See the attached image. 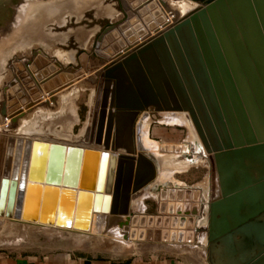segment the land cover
I'll return each instance as SVG.
<instances>
[{
    "label": "water",
    "instance_id": "obj_1",
    "mask_svg": "<svg viewBox=\"0 0 264 264\" xmlns=\"http://www.w3.org/2000/svg\"><path fill=\"white\" fill-rule=\"evenodd\" d=\"M121 1L124 16L106 31L118 24L123 27L143 13L140 11L145 6L136 10L126 0ZM148 4L156 8L160 22L165 20L155 0ZM163 4L173 23L149 32L137 44H130L126 53L111 58L89 79L92 88L100 82L102 91L92 143L104 144L109 149V136L115 126L116 141L111 148L123 147L118 137L127 133L132 142L130 147L126 146V152L134 153V123L144 109L154 106L156 111L188 112L213 157L219 185L218 195L207 205L209 260L211 264H264V0H211L184 18L180 9L171 7L172 3L169 7ZM103 34L94 43V49L100 48ZM134 39L129 37L130 42ZM15 59L9 63V71ZM2 108L0 117L5 121L6 111ZM35 146L36 142L28 178L43 182L44 160L39 174L33 173ZM51 147L41 217L52 215L58 201L59 210L68 203L71 194L60 190V184L67 181L74 152L78 153L76 165H82L80 183L74 185L80 188L75 226L87 227L78 221L82 215L88 220L92 212L101 210L127 215L132 194L156 180L152 157L139 151L137 159L125 155L118 159L111 153L107 166L108 151H104L100 174L106 168L107 177L106 187L101 189L100 182L96 186L90 181V175L96 173L91 155L94 159L99 151L69 146L62 158V175L54 183V179H49L53 149H63L65 145L53 143ZM33 185L38 187L36 195L40 196L42 184ZM46 191H52L53 197L47 198ZM83 193L88 196L81 198Z\"/></svg>",
    "mask_w": 264,
    "mask_h": 264
},
{
    "label": "crops",
    "instance_id": "obj_2",
    "mask_svg": "<svg viewBox=\"0 0 264 264\" xmlns=\"http://www.w3.org/2000/svg\"><path fill=\"white\" fill-rule=\"evenodd\" d=\"M149 1L126 0L132 9L138 10L145 6L140 11H144V14H141L139 18L136 16L130 21L128 20L129 28L118 24L106 31V28L124 16V6L121 0H0V86L3 93L1 105L6 94L2 88L3 83L10 72L8 63L16 56L22 59L20 67L23 69V72L21 70L19 72L21 81L16 85L19 96L21 99L22 97L38 99L32 100L27 108L36 103L46 104L51 94L54 95L65 85L80 82L84 89L90 91L92 83L89 79L95 76L96 71L101 67L100 61H109L113 57L107 55V52L103 50V44L118 42L116 50L110 51L115 53L125 45L123 39L135 38V42H126V47L137 44L149 32L154 33L171 21L169 19L172 15H166L167 8L163 4L164 2L169 7L171 0H155L157 7L165 16V20L162 19V22L159 21V14L154 16L156 8L149 6ZM197 3L202 5L207 2ZM176 6L180 10L182 9L184 14V11L189 9V5L183 0L177 2ZM91 13H93L94 20L99 21V26L87 24L89 20L86 17L91 16ZM135 25L136 27H132ZM62 28L66 31L63 34L57 31ZM55 30L57 32H54ZM140 31H143L144 34H141ZM113 33L116 34L117 40L112 43L109 41L108 35ZM68 34L69 36H67ZM102 34V47L94 49V43ZM70 37L78 44V49L74 50L75 52L68 50L64 54H58L47 50L48 47L66 43ZM80 46L82 49L79 48ZM25 61H28L29 68L23 64ZM92 63L95 64L94 68H92ZM33 73L36 77L32 76ZM43 78H45L43 84L39 85L38 79ZM50 90L53 91L39 99ZM67 98L70 99L64 106L61 116L62 121L71 125L75 121H80L81 117L76 112L74 92ZM58 101L57 98L56 103ZM148 136L150 139L152 136L155 140L163 139V141L169 142L173 141V137H175L169 128L156 125L149 126ZM50 148V146L47 148L43 146L42 151ZM42 178L45 179L46 176ZM58 179L59 176L54 181H58ZM178 181L184 182L185 180L178 179ZM154 183L147 186L134 198L128 216L111 219L114 222L120 219L128 220L125 224H120L127 227L125 229H130L128 242L131 245H127L126 249L128 250L124 253L79 255L70 248L58 247L38 252H11L3 246L0 247V264H211L207 227L202 228L201 236H195V231L198 232L200 229L193 225L199 212H204L205 190L200 186L197 187L202 189L198 196L201 199V210L195 212L192 204L188 206L187 189L185 191L184 189L169 188L168 193L165 190L163 194H160V197H157L160 188L155 190ZM172 184L173 186L178 185V183ZM155 202L157 203L156 209L154 208ZM104 223L107 226V222ZM193 238L194 242H192ZM172 239L176 242L171 243Z\"/></svg>",
    "mask_w": 264,
    "mask_h": 264
},
{
    "label": "rangeland",
    "instance_id": "obj_3",
    "mask_svg": "<svg viewBox=\"0 0 264 264\" xmlns=\"http://www.w3.org/2000/svg\"><path fill=\"white\" fill-rule=\"evenodd\" d=\"M180 1L182 0H171V7L179 9L176 5L177 2ZM183 1L189 5V9L184 11L185 14H183V18L202 6L191 4L187 2V0ZM142 12V14H144V11ZM157 15L158 13L156 12V9H154V16ZM86 18L89 20V23H87L89 26L95 24L99 26V21L94 20L95 18H93V13H91V16L89 15ZM171 18L169 20H172ZM172 23L173 22H169V24ZM129 26L130 24L126 23V25L123 27L129 28ZM132 27H136V25ZM57 31L62 34L66 32L64 28ZM57 31L55 30L54 32ZM67 36H69V34ZM108 37L110 38V42L117 40L116 34L114 33L109 34ZM123 40L125 45L115 53H111L110 51L116 50L117 44H119L118 42L115 44H103V50L107 52V55L114 56L118 52L123 51L124 47L127 46L126 42H129V39ZM100 46L102 47L101 43ZM79 48L82 49L81 46ZM77 49L78 44L75 43L71 37L70 39L66 40V43L62 45H55L47 48L49 52H55L58 54H64L68 52V50H70L69 52H75L74 50ZM15 60L16 62L13 63L14 67L10 69L11 71L5 79V83H3L2 87L4 89L3 91L6 93L3 98L6 102V120L1 121L0 117V178L6 179L8 181V185H5L7 190H9V186L13 187L12 181L14 180V176L19 175V172L22 169L21 167H24V164L27 160V153L31 139H36V141L39 142L41 139V142L45 141L49 143L48 146L40 143H37L35 146L36 163L33 165V173L35 174L37 173L36 165H40V162L36 157L39 155V153H41L43 146H46V148L49 146L51 147L52 142H55V144L62 143L65 145L66 149L67 146L82 147L84 150L85 148L94 149L92 139L95 131L96 119L98 117L102 92L101 86H99L101 85L100 82H97L96 87L91 88L90 91H87L86 88L84 89L81 83L78 82L74 83L73 85H65L62 87V89L57 90L52 97H49V99L47 97L48 101H46V103L48 104L42 105V103H36L27 108L26 106L32 100L38 99H31L27 97H22L21 99L19 96L16 85H18V82L21 81L19 72L20 70L23 72V69L20 67V62L22 59L19 56H16ZM10 62L11 61H9V63ZM109 62L110 61H105V65L99 64L101 66L100 68L105 67L109 64ZM23 64H25V62H23ZM94 66L95 64L92 63V68H94ZM26 67H30L29 63H26ZM32 76L36 77L35 73H33ZM43 80H45V78L40 80L38 79L39 85L43 84ZM52 91L53 90L48 91L47 94L45 93L39 99L44 98ZM72 92H74V96H76V112L80 115L81 120L75 121L70 125L67 124L66 121H62L61 114L64 112V106L70 99L67 97H70ZM2 96L3 93L0 86V107ZM57 98L59 101L56 103V101L54 102V99ZM154 108V106H151L141 112L142 114L138 119V129H136V132L138 131V133L137 135L135 133V138L137 137L136 143H140L142 147L144 146L147 152L154 154V158L160 167L158 171V179L154 183L155 190L160 188L158 190L159 195L157 197H160V194H163L165 190L168 193L169 188H173V190L184 189L185 191L187 189L188 206L192 204V207L196 212L201 210V199L198 197L200 195L199 192L200 190L202 191V189L205 190L204 195L206 197L204 212L200 211L199 214L197 213L198 217L193 221V225L200 229L198 232L195 231V236H201L203 232L202 228L207 227L208 229V202L215 198L219 191L217 172L213 157L207 152L187 112L156 111ZM150 125L169 128L175 135V137H173V141H163V139L155 140L152 136L150 139L148 136V129ZM67 143L78 144L72 145ZM56 150L58 151V148H56ZM92 155L91 157L94 162H97L98 157L99 164V167L97 168V176L95 177V171L94 174H92L93 176L90 175V177L94 179V184L96 185L98 184L100 162L103 152L99 151L94 159ZM109 158V155H107L105 158L107 160V166ZM78 166L79 165L75 167V175L71 176V179L75 180L76 184L77 182L78 184L80 183L82 177L81 170ZM46 172L47 171H44V176L47 177ZM57 172L58 170L55 171V173ZM11 176L13 179H11ZM178 179L183 181L185 180V183L178 181ZM105 180L103 177L102 184L103 181L105 183ZM172 183H178V185L173 186ZM198 186H200L202 189L197 188ZM10 191L12 192L11 189ZM154 204V208L156 209L157 203L155 202ZM2 207L3 209L1 208L0 210V247L4 246L11 252H38L42 251L43 249H54L58 247L65 249L70 248L79 255H88V253L91 255H100L104 253L107 255H116L118 253H124V251L128 250L126 249L128 247L127 245H131V243L128 242L130 229H125L126 227L124 225H120L121 223L125 224L127 219H120L118 222H114V225L112 223L109 225L108 223L111 221L108 222L102 216H98L95 221L96 223L94 229L90 232L81 233L74 230H63L54 227L48 228L35 223L27 224L15 221V219H12V216L9 218L8 214L5 212V203L2 204ZM104 222H108L107 226H105L106 223ZM20 228L22 229L20 230ZM174 242L176 241H173L172 239L171 243ZM192 242H194V238L192 239Z\"/></svg>",
    "mask_w": 264,
    "mask_h": 264
},
{
    "label": "bare ground",
    "instance_id": "obj_4",
    "mask_svg": "<svg viewBox=\"0 0 264 264\" xmlns=\"http://www.w3.org/2000/svg\"><path fill=\"white\" fill-rule=\"evenodd\" d=\"M189 2V1H187ZM191 4H194L196 5L195 3H192V2H189ZM180 9V8H179ZM184 13H182L181 11V15H183ZM141 34H144L143 31H140ZM130 46L124 48L123 51L121 52H118L117 54H115L112 58L116 57L117 55H121V54H124L126 53V50L129 48ZM110 61V60H109ZM105 65V64H104ZM4 108V110L6 109V102L3 101L2 105H1V108ZM151 107V106H150ZM2 108V109H3ZM147 109V108H146ZM144 109V110H146ZM109 110V109H108ZM143 110V111H144ZM179 112H184V111H179ZM188 113V112H187ZM142 113H140L135 121V125H134V133L136 131V129H138V126L136 128V124L138 122V119L140 117ZM189 114V113H188ZM190 116V115H189ZM107 118H108V112H107V117H106V121H107ZM191 118V117H190ZM192 120V119H191ZM193 122V121H192ZM141 124V123H140ZM144 125V124H143ZM195 126V125H194ZM105 129H106V125H105ZM138 131L136 132V135H137ZM135 135V136H136ZM106 133L104 131V134H103V140L105 141L106 138ZM110 138V148L109 149H106L104 144H96V143H92L93 144V147L95 150H99L101 152H104V151H108V155L110 156L111 153H115L117 158L119 159L120 158V155H125V157H130V158H133V159H137L138 157V153L139 151H141L142 153L146 154L149 158H151V155L153 158V161L155 162V166H156V179L158 177V164H157V161L156 159L154 158V155L147 152L145 149H144V146L142 147L140 143H136V138L134 139L135 141V152L134 153H128L126 152V146H129L131 145V138L129 137V135L127 133H122V135L120 134V136L118 137V141L120 144L123 145V147H120L118 148L117 150H113L111 147L113 145V143L116 141V132H115V126H114V129L112 131V134L109 136ZM140 139V138H139ZM38 140V139H37ZM42 140L40 139V142L39 141H36V139H31V142H30V146H29V150H28V153H27V160L24 164V167H21L22 169L20 170L19 172V175H16L14 176V180L12 181L13 183V187L9 186V190H7V187H5V185H8V181L6 180L5 183H4V203H5V212L8 214L9 218L10 216H12L13 220L15 219V221H19V222H22V223H27V224H38L40 226H44V227H54V228H58V229H67V230H74V231H78V232H81V233H86V232H90L94 229V226H95V221H96V218L98 216H102L105 220H107L108 222L111 221V222H107L109 225L112 223H114V221H112L114 219V217H126L129 215L130 213V207H131V204L132 202L134 201V198L139 195L143 189H145L147 186H149L150 184L154 183V181L150 182L148 185H146L144 188L140 189L139 192H137L136 194H132L131 196V200H130V206H129V213L127 215H120V214H112L111 212H103V210L99 211V212H92L90 214V217L88 220H86L83 215L81 217V219H79L78 221L80 223L83 222V224L87 227H79V224H77V226H75V221H76V217H75V213H76V205H77V194L79 192V187H75L74 185H76L75 183V180H72L71 179V176H74L75 174V167L77 166L76 165V159H77V152H74V153H71V155H73V161L74 163L72 164V166L69 165V168L67 170V181L64 184H60V190H65L66 192L70 193L71 196L69 197V201L67 204L64 205V207H62L60 210H59V201L57 202V206L56 208L54 209V212L51 211L52 215H49L48 217H41V203H42V197H43V191H44V187L46 185V178L43 179V182H40V181H34V180H30L28 178V175H29V170H30V164H31V158H32V151H33V147H34V143L36 142L37 143H40V144H43V142H41ZM45 142V141H44ZM51 142V141H49ZM139 142V141H138ZM47 143V142H45ZM142 143V142H141ZM39 144V145H40ZM53 144V142H52ZM62 144V143H61ZM24 145V144H23ZM49 145V143L47 144V146ZM73 145V144H72ZM125 145V146H124ZM41 147V146H40ZM69 146H67L68 148ZM75 147V146H74ZM38 148V147H37ZM52 148V147H51ZM51 148L46 151H42L41 153H39V155L36 157L39 162H40V165L42 164V160H44V165L46 164V168L49 167V159H50V153H51ZM57 147H55L53 149V154H52V165L51 167L49 168V175H50V179L53 178L54 180L57 179V176H60L62 175L60 173L61 171V166H62V158H63V154L65 151H67L66 147L65 148H58V151L56 150ZM60 149V151H59ZM24 152V151H23ZM106 154V155H107ZM23 155V154H22ZM36 156V155H35ZM62 156V157H61ZM83 158V157H82ZM78 160V159H77ZM38 163V161H37ZM97 164V165H96ZM40 165H36V175L39 174L40 172V168L41 166ZM95 166H96V173H95V177L97 176V168L99 167V164H98V158H97V162L95 161ZM56 167V168H55ZM45 167H43V171H42V175H43V172L44 171H47L48 172V169H46ZM55 168V169H54ZM74 169V170H73ZM80 169L82 171V165H80ZM57 173H55V171H57ZM46 172V173H47ZM72 174V175H71ZM107 174V170L106 168L103 170V172H101L100 174V170H99V177H98V183L100 182L101 185V189L102 188H105L106 184L104 183L103 181V184H102V180H103V177H104V180H105V176ZM93 176V175H92ZM61 177V176H60ZM11 179H13V177L11 176ZM90 181H92V183L94 184V179L90 177ZM40 183L42 184V189L41 187H39V192H40V196L39 194L36 195V192L38 193L37 191V186L33 185V183ZM56 181H54L55 183ZM106 182V180H105ZM32 183L30 186L29 184ZM54 183H47L48 185L50 184H54ZM78 183V182H77ZM2 185H3V179L0 178V195H1V189H2ZM79 185V184H78ZM98 185V184H96ZM77 186V185H76ZM10 189L12 190V192L10 191ZM41 190V191H40ZM52 192V191H51ZM50 191H46V194H47V198H52L53 194L51 193ZM95 192H96V189H95ZM105 193V191L103 192ZM110 196L109 197H112L113 196V193H110ZM6 195V196H5ZM87 197V193H83L81 195V198L82 197ZM92 202H94V195H93V198H92ZM72 201V202H71ZM2 203V204H4ZM37 203V204H36ZM103 204V200H101V205ZM3 209V207H2ZM59 210V211H58ZM3 211V210H2ZM1 211V212H2ZM36 212V214H35ZM35 215H34V214ZM6 217V216H5ZM4 217V218H5ZM8 218V217H6ZM108 218V219H106ZM112 219V220H111ZM77 221V222H78ZM117 221V220H116ZM78 222V223H79ZM118 222V221H117ZM114 225V224H113ZM130 228V227H129ZM22 228H20L21 230ZM24 229V228H23ZM26 229V228H25ZM208 229H209V216H208ZM207 229V232L209 231ZM18 230V229H17ZM27 231V230H26ZM25 231V232H26ZM24 233V232H23Z\"/></svg>",
    "mask_w": 264,
    "mask_h": 264
},
{
    "label": "flooded vegetation",
    "instance_id": "obj_5",
    "mask_svg": "<svg viewBox=\"0 0 264 264\" xmlns=\"http://www.w3.org/2000/svg\"><path fill=\"white\" fill-rule=\"evenodd\" d=\"M194 1L204 3V2H209V1H211V0H194Z\"/></svg>",
    "mask_w": 264,
    "mask_h": 264
},
{
    "label": "built area",
    "instance_id": "obj_6",
    "mask_svg": "<svg viewBox=\"0 0 264 264\" xmlns=\"http://www.w3.org/2000/svg\"><path fill=\"white\" fill-rule=\"evenodd\" d=\"M171 22V21H170Z\"/></svg>",
    "mask_w": 264,
    "mask_h": 264
}]
</instances>
